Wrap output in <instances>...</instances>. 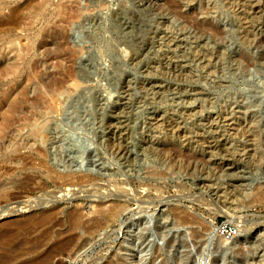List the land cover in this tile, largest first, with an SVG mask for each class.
Instances as JSON below:
<instances>
[{"label": "rangeland", "instance_id": "374dc122", "mask_svg": "<svg viewBox=\"0 0 264 264\" xmlns=\"http://www.w3.org/2000/svg\"><path fill=\"white\" fill-rule=\"evenodd\" d=\"M0 4L31 12L0 34V214L32 205L0 216L1 260L120 204L49 264H264V199L246 190L264 188V0Z\"/></svg>", "mask_w": 264, "mask_h": 264}, {"label": "bare ground", "instance_id": "6f19581e", "mask_svg": "<svg viewBox=\"0 0 264 264\" xmlns=\"http://www.w3.org/2000/svg\"><path fill=\"white\" fill-rule=\"evenodd\" d=\"M178 2V1H177ZM173 3V2H172ZM6 4H0V9L3 10L6 8L5 6ZM173 6V5H172ZM180 6V5H179ZM171 7V6H170ZM26 7H24V5H21V6H16V7H12V8H9L8 7V11L9 13L7 15H0V34L3 35L5 33H8L10 31V29H13L15 30V28L17 26H19L21 23H22V18H23V14L25 11H28L29 14H31V12L27 9H25ZM5 11V10H4ZM175 13V12H174ZM188 18V17H187ZM190 18V17H189ZM195 18V17H194ZM186 19V17H185ZM188 23V22H187ZM194 23V22H193ZM191 24V23H190ZM196 26V25H195ZM205 26V25H204ZM202 27V26H201ZM206 28V26H205ZM201 29V28H200ZM206 32V31H205ZM221 32V31H220ZM17 68V66L15 67H7L5 70H3L4 72H9V71H15V69ZM5 74V73H4ZM42 134V129H36V131L32 134V137H33V140L39 138ZM47 138V137H46ZM51 139V138H50ZM39 152V151H38ZM43 166V165H42ZM44 167V166H43ZM46 173L47 175H49L50 177H54V178H67V180H73L74 178L76 179L75 175L74 174H71V173H67V174H60L59 172H56V171H52L50 168H47L46 170ZM44 173V172H43ZM83 178V177H81ZM81 178H79L81 180ZM59 180V179H58ZM66 180V181H67ZM17 181V180H16ZM15 182V181H14ZM25 181H23V184H24ZM29 182V181H28ZM62 182V181H61ZM65 182V181H64ZM79 182V181H78ZM21 183V182H20ZM36 183V182H35ZM34 183V184H35ZM18 184V183H17ZM26 184V183H25ZM30 184V183H29ZM68 184V183H67ZM14 186V185H13ZM21 186H25V185H21ZM27 186V185H26ZM59 186V185H58ZM30 187V186H29ZM1 188V187H0ZM31 188V187H30ZM32 189V188H31ZM38 189V188H37ZM256 190L253 192V188L252 186L250 185L246 190H248V193L247 195L250 196L253 194V196L256 198V199H260V200H263L264 199V188L261 189V187L259 186L258 188H255ZM5 190V189H4ZM57 190V189H56ZM66 189H63L61 191H64ZM2 192V191H1ZM6 192V191H5ZM9 192V191H8ZM8 195V194H7ZM251 198V197H250ZM56 199V198H55ZM57 201V200H56ZM48 202V201H47ZM51 202V201H50ZM26 203V202H25ZM28 203H31L28 202ZM33 203V202H32ZM42 203V202H41ZM36 205V204H35ZM34 205V206H35ZM32 205H25V207H22L20 209H17V210H4L6 212L4 213H1L0 216L3 218H6L7 216H10L12 215L13 213H16V212H19L21 215L25 212V211H28L30 210V208ZM121 209V205L120 204H114L111 208L107 209V210H99L98 211V216L94 217L91 221V223L88 225H85V226H82L83 224V214H79V213H74L73 215H71L70 213V221H71V224L73 223L74 226H71L70 229L73 227V229L76 230V228L82 226V234H78V235H73V236H69V237H65V239L63 241H61L58 245L55 244V248H53L52 250L50 249L49 251H46V253H42L41 254V251H37V248L40 249V246L37 247V246H34V247H37V248H34L33 246L31 247H28V248H24L25 250H23L22 254L20 255H17L18 256V259L19 257H22L23 259L21 260L22 262L20 264H49V260L51 259V254L54 253V252H57L59 250V248H61L60 250L63 251L66 246L68 245H71V243H74L76 241H82L84 238H88L89 236L93 235L95 232H97L103 225L104 223H108V221H111L113 220V218L117 215V213L120 211ZM93 211V210H92ZM83 213V212H82ZM88 213V212H87ZM32 215V214H30ZM60 215V214H59ZM27 216V215H26ZM56 216H58V212L55 213V211L53 212H42L40 214H34L32 216H29V217H26V219H24L23 223L21 225H19L20 227H25L26 226H29L30 223L35 225V228H40V226L47 220H55ZM23 219V218H22ZM89 220V219H88ZM14 221V220H13ZM69 221V222H70ZM87 221V220H85ZM47 223V222H46ZM56 223V222H55ZM58 223V222H57ZM56 223V225H57ZM62 223V222H61ZM59 224V223H58ZM87 224V223H86ZM18 225V223H17ZM56 225L54 228H56ZM2 226V225H1ZM38 228V229H39ZM52 228V227H51ZM51 228L50 231H51ZM37 229V230H38ZM79 229V228H78ZM223 229V228H222ZM23 231L21 229H19V227L17 226V229L14 230V232H12L13 234H15V231ZM46 230V229H45ZM72 230V229H71ZM70 230V231H71ZM74 230V231H75ZM29 231V230H27ZM26 231V232H27ZM33 231V230H32ZM69 231V230H68ZM222 231V230H221ZM34 232V231H33ZM45 232V231H44ZM47 233L49 232V230L46 231ZM66 232V230H65ZM11 233V234H12ZM30 233V232H29ZM47 233L45 235H47ZM67 233V232H66ZM33 234V233H32ZM42 234H44L42 232ZM60 235H62L63 233H59ZM41 235V233H40ZM57 235V234H56ZM59 235V236H60ZM18 236V235H17ZM43 236V235H42ZM17 238V237H16ZM15 238V239H16ZM60 238V237H59ZM4 240H6L5 238H3ZM8 239V238H7ZM39 240V239H38ZM84 241V240H83ZM9 242V241H8ZM42 242V241H41ZM31 244V243H30ZM38 244V243H37ZM43 244V243H42ZM21 245V244H20ZM29 245V244H28ZM41 245V243H40ZM44 245V244H43ZM13 247V246H12ZM51 248V247H50ZM63 249V250H62ZM18 252H19V249H17ZM16 250V251H17ZM70 252V251H69ZM40 253V254H39ZM13 254V253H12ZM43 254L45 255L44 258H41L43 257ZM55 254V253H54ZM57 254V253H56ZM2 256V255H1ZM17 256H14L15 258H17ZM6 257V256H4ZM3 257V258H4ZM58 257V256H57ZM2 259V257H1ZM0 259V264H8L10 260V258H8V260H6V258H4L5 260H1ZM10 259V260H9ZM60 260V259H59ZM13 261V260H12ZM71 261V260H70ZM113 262V261H112ZM58 264V263H57ZM61 264V263H60Z\"/></svg>", "mask_w": 264, "mask_h": 264}]
</instances>
